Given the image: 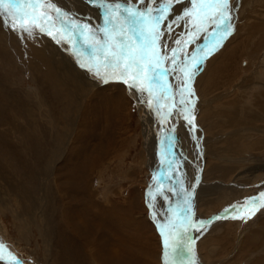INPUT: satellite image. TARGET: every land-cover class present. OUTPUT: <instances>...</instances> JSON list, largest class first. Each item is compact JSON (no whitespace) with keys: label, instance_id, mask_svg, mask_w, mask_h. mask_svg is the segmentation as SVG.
<instances>
[{"label":"rangeland","instance_id":"1","mask_svg":"<svg viewBox=\"0 0 264 264\" xmlns=\"http://www.w3.org/2000/svg\"><path fill=\"white\" fill-rule=\"evenodd\" d=\"M69 1L75 4L74 7ZM80 1L63 0L64 7L60 8L68 12L70 18H75L78 23H87L95 26L94 28L103 27L101 26L104 24L103 10L90 3L83 4L85 0ZM109 2L115 3L117 0ZM132 2L135 3L136 0ZM184 2L181 4L187 5V0ZM242 3L243 0H234L235 8H240ZM84 5H87V8ZM244 5L251 6L252 11L256 12L251 16V22L257 20L259 16L264 18V0H250ZM169 18L171 23L174 17ZM242 26L243 22L238 28ZM174 31L175 29L170 36L175 34ZM257 32L254 31L257 35L251 36L250 45L242 49L239 55L238 73L234 76L231 86L224 84L219 91L201 94L198 79L193 80L191 87L196 94L195 116L199 129L197 139L193 140L189 135L183 120L170 119L166 123L168 132L173 124L176 127L175 133H170V136L175 138V144L172 146L179 175H174L175 177L170 180L167 170L162 176L164 180L167 178L163 183L171 187L174 183L177 184V181L183 180L186 189L193 187L192 211L200 220L208 221L215 215L222 214L230 205L264 191V120L256 122L255 126L259 127L257 128L259 132L255 135L242 132L240 136L229 138L228 128L218 127L211 120L213 126L215 125L213 128L209 124L210 121L202 118L206 107L210 111L216 107L217 112L223 109L226 101L233 99L238 101L241 88L237 86V82L243 81L248 75L257 77L260 71L264 70V27H260ZM165 33L168 34L166 30ZM54 34L60 38L59 33L54 31ZM245 34L247 35V32ZM76 35L79 37L75 36V41H81L80 44L83 45L79 32ZM45 36L47 37L37 33L33 38L21 41L0 22V160H3L0 163L4 167L2 171L8 173V182L0 181V240L13 256L23 261V264H102L93 255L87 256L89 248L86 241L70 232H63L60 222L64 203H70L66 205L68 207L80 206L88 202V194L93 193L92 200L101 205L111 202L110 206L117 203L119 206L128 205L132 208L130 213L142 224L136 228V225L131 223L129 230L141 235L140 245L146 246L148 253L146 257H141V261H145L144 264H163L161 237L150 218L145 203L146 193L152 185V191L157 199L155 204H160L165 212L167 211L165 196L168 198L166 199L168 208L174 209L183 206L184 194L178 191L176 193L178 197L174 201L175 198L172 200L165 192L166 185L164 193L161 190L163 195L156 190L161 185L159 182L154 184L153 176L157 174L155 172H158L159 167L156 165L154 169L149 165V160L154 159V152L146 156L143 151L144 125L138 102L127 86L119 82L93 85L94 91L79 88L76 82L71 83L73 80L69 73L64 69L52 67L50 60L53 59L44 51L52 45ZM206 36L208 42H202L201 46H197V51L206 43L207 47L209 46L213 35ZM163 40L161 45L164 44ZM260 41L261 46L258 44ZM229 42L235 44L234 40ZM228 43H223V47L228 46ZM57 60L61 65L59 58ZM210 60L211 57L206 59ZM257 68L260 69V73L254 72ZM259 77L264 81L262 73ZM169 82L174 84L171 79ZM178 83L180 84L179 81ZM235 85L233 92L228 91L227 96L219 98V94L225 88ZM99 90H102L98 96L102 107L108 102L112 91L116 92L119 104H116V107H120V110L113 116L114 118L112 115L108 117L109 119L106 118L105 110L111 107V103L108 102L107 107L100 113L92 111L86 114L87 123L84 125L81 121L90 95L94 92L98 95ZM215 93L217 98L214 101L211 99L215 97ZM145 101L147 105V100ZM162 127L163 133L166 134L165 124L161 125ZM257 138L263 139L260 145ZM233 139H240L235 142V147L231 145ZM197 144L200 145L199 150ZM171 152L170 146V154ZM3 162L7 166H4ZM72 175H76L77 178L73 177L72 180ZM161 212L159 209V215L165 218L166 214ZM69 220L70 224L73 223L71 225L77 223L74 215H71ZM145 228L149 231L146 237L150 242L148 246L142 237L143 232H146ZM189 234L195 238L196 264H261L259 259L264 257V208L257 211L247 223L232 218L215 220L206 231L197 233L193 230ZM120 240L123 244L121 248L126 250L128 246L129 253H132L133 244L136 245L135 240L132 237L128 242L121 238ZM105 245L110 252H105L102 259L109 257L114 263L121 262L118 256L123 253L116 252L120 245L114 248L113 243L106 238ZM137 247L140 250L139 244ZM90 251L93 254L92 247ZM3 254L8 260L4 259L0 264H11L8 252Z\"/></svg>","mask_w":264,"mask_h":264},{"label":"snow or ice","instance_id":"2","mask_svg":"<svg viewBox=\"0 0 264 264\" xmlns=\"http://www.w3.org/2000/svg\"><path fill=\"white\" fill-rule=\"evenodd\" d=\"M88 2L103 10V27L94 28L87 23H78L53 0H0V22L21 41L39 33L52 37L58 44L61 40L73 44L79 32L84 48L73 55L80 68L102 84L119 82L126 85L141 102H144L146 93L147 106L159 117L161 125L170 119L179 118L184 121L192 139L196 140L199 131L195 116L196 94L191 84L207 55L219 50L234 32V0H187L189 6L182 10V14L175 15L172 23H167V20L174 15V5L184 3V0ZM182 21L190 26L185 34L188 38L176 39L174 43L177 47L170 48L166 43L161 45L165 30L170 34L173 24L180 26ZM209 29L210 34L216 37L211 52L202 50L204 56H198L195 52L181 56L193 38L200 33L209 34ZM54 31L59 33L60 38ZM82 56L84 59H81ZM165 64L170 66L165 67ZM172 73H176L175 79L180 81L179 85L173 86L169 82ZM161 131H164L163 127ZM175 131L173 124L169 132ZM174 144L175 138L170 135L160 141L161 165L166 166L170 180L174 175H179L177 162L169 158L170 145ZM199 147L197 144V150ZM153 181L159 182L156 175ZM179 183L184 194L183 206L169 209L166 219H157L154 203L156 195L152 185L145 198L150 218L161 237L163 264H196L195 238L189 234L191 231L202 233L213 221L227 218L247 223L257 211L264 208V191H259L255 196L230 205L222 214L208 221L200 220L192 211L194 188L186 189L183 180ZM167 191L174 192L172 188ZM6 251L11 256V264H23L0 240V261L5 259L3 253Z\"/></svg>","mask_w":264,"mask_h":264},{"label":"bare ground","instance_id":"3","mask_svg":"<svg viewBox=\"0 0 264 264\" xmlns=\"http://www.w3.org/2000/svg\"><path fill=\"white\" fill-rule=\"evenodd\" d=\"M77 1H80V0H77ZM243 1H244V3H242L243 5L240 8H237V9L234 8V10H233L234 32L232 33V35H230L228 37V39L226 41L223 42L224 44H226V43L229 42V40H234L235 44L232 45L233 43L231 42L232 43L231 44L229 42L227 44L228 46H226V47L222 46V47L219 48V50L215 51L214 54L207 55V57L203 61L201 70L196 74V76L193 79V80H197L198 79V83H199L198 89H199V92L201 94H207L208 92L210 93V92H214L216 90L219 91L220 90L219 88L222 87L224 84H227L229 86L232 85V82L234 81V76L236 75V73H238L237 64H238V61H239V55L243 51L242 49H245L247 46H249L250 43H251L250 39H252L251 36H253L256 33H258L257 31L260 29V27H264V18L263 17L259 16V17L256 18L257 20H254L253 22L250 21L251 16H253L256 12L252 11V7L251 6H249V5L245 6L244 5L245 3H248L250 0H243ZM62 2H63V0L62 1L56 0V2H54V3H56L58 7H62L63 8L64 7L63 6L64 3H62ZM64 2H65V0H64ZM80 3H81V1H80ZM85 3H87L89 5V2H87L86 0L83 2V4H85ZM69 4H71V6H73V7L75 5V4L71 3V2ZM69 4H67V5H69ZM238 5L239 4H237V6ZM84 6L86 7L87 5H84ZM187 6H189L188 3H187V5L178 4L177 7H174V15H173V17L175 18V15L182 14V10L185 7H187ZM88 8H89V6H88ZM256 15H255V17H256ZM169 20H170V18H168L167 23H169ZM241 22H243V26L239 29L238 26L241 25ZM101 26H104V24L101 25ZM189 27L190 26L187 25L183 21L180 23V26H177L176 24H173L172 30L175 29V31H174L175 34L170 36L169 33L168 34L165 33V38L163 40V43H166L169 47H172V46L173 47H177V45L174 43V41L176 39H182V40L183 39H187L188 37L185 34L187 33ZM252 29H254V31L256 33H254V31ZM210 32H211V29H209V35H210ZM246 32H247V35L245 34ZM250 33H251V35H250ZM204 34L205 33H200V34H198V36L196 38H193V42L188 44L187 48H185L183 50L181 55L183 56L184 53L192 54V53L195 52L198 56H204L205 52L202 51V50H207L208 52H211V50H212V48L214 46L215 40H216V37H214V36H213V39L211 40V42H210L208 47H207V43H206L202 47H200L201 48L200 51L196 50L197 46H201L202 42H206L207 41V36H206L207 34H205V35ZM36 36L38 37V35H36ZM76 37H79V36L76 35ZM45 38H47L49 43L52 45L51 47H49V48L44 50L47 53V55L51 56V59H53V60H50V63L52 65V67L53 68L57 67V68H60V69H64V71L66 73H69V76L73 80L71 83H75L76 82V85L79 86V88L80 87L87 88V90H91V91H94V90H92L93 85H97L98 86V85L102 84V83L98 82L85 69L80 68L79 65L77 64L76 57L73 55V53L74 52H78V51H83L84 44L81 45L80 44L81 41L76 40L75 43L69 44V43H66L64 40H61V43L58 44V43H55L56 41L53 40L52 38H50L48 35H47V37L45 36ZM258 44H259V46H261L262 45V41H260V43H258ZM208 57H211L210 61H206V59ZM57 58H59V60L61 62V65L58 64ZM81 59H84V57L82 56ZM168 66H169L168 64H165V67H168ZM260 69H262V67ZM260 69L257 68V70L254 71V72H258V73L261 72L264 75V70L259 72ZM260 74H258L257 77H251L250 75H248L243 81L237 82V86H239V88H241V94L239 95L240 99L238 101L236 99H233L231 101H226L225 104H224L225 106L223 105V109H221V110L219 109V111H217V112H215L216 109H217L216 107H214V109L212 111H210L205 106L206 109H204V110L202 109L203 110V113H202L203 117L202 118L204 120H206V121H210L209 124L213 128H214L215 125L218 126V127L222 126L223 129L224 128H228L229 131L227 133V136L229 138L230 137H234L236 135L240 136V134L242 132L245 133V134L252 133V135H255L256 132H259V130H257V128H259V127L255 126V125H257L256 122L260 121V120H264V81L262 79H260V77H259ZM169 79H171V81L174 82V84L171 83V84H173V86L179 85L178 81L175 79V73H172L171 75H169ZM233 88H236V85L234 87L225 88L224 91H226V92L222 91L219 94V98H221L222 96L223 97L227 96L228 95L227 92L228 91H232ZM102 90H99L98 95L95 92L90 95L91 96L90 99H89V103L90 104L89 103L87 104V107L84 110V117H83V119L81 121L84 125L87 123L86 114H88L89 112L91 113L92 111L100 113L101 110L104 107H107V103L108 102L111 103V107H109L108 109L105 110L106 111V116L105 117L108 118L111 115H112L111 117H113V116H116L118 114V112L120 110V107L119 108L116 107V104H118L117 93L112 91V93L110 94V97H108L109 99H107L108 102L104 101L105 103H104V105L102 107L100 105V100L98 98L99 93ZM131 93L133 94L134 98L138 102V106H139V110H140V116H141V119H142L143 125H144V129H143V132H144L143 151L146 153V156L149 155L150 153L154 152V155H153L154 159H150L149 160V165L152 166L151 168H153L154 166L156 167V165H158V167H159L158 172H155V174L157 173L156 176H158V180H159V183H160L162 189H161V187L158 186L156 190L158 191V193L159 192L161 193V190H163L162 193H164V190H165L164 189V187H165L164 185H166V191L165 192L172 198V200H173V198H175L174 201H176V198L178 197V194H176V193L178 191L179 192L181 191L180 183H179V181H177L175 179V181H177L178 185L176 183H174V185L171 186L172 189L174 190V192H168L167 191L171 187H167L168 184L163 183V181H166L167 178H166V180L162 179V176L165 175L164 173H166L167 169H166V166H162L161 165V160L158 157V156H160L159 155V151H160L159 147H160V141L162 139L161 137L164 138L165 136H169L170 132L167 131L166 123H165V127L164 128L166 129L167 133L165 134V133H163L161 131V123H160L159 117H157L155 113L152 114V111L146 105L145 99L147 100V94L145 93V95H144V102H141L140 98L137 97L135 92H131ZM212 94L213 93H211V95ZM102 96L104 97V95H102ZM206 96H209V95H206ZM197 97H199V96H197ZM232 97H233V95H232ZM216 98H217V93H215V97L213 99H211V100L215 101ZM98 116H99V114H98ZM199 118H201V115H200ZM211 120L214 121V123H215L214 126H213V123H212ZM121 121H119V122H121ZM110 123H112V122H110ZM121 123L123 124V122H121ZM122 124H121V127L123 128ZM16 127H17V125H16ZM105 129H107V128H105ZM108 132H110V131H108ZM123 133L124 132H122V135H123ZM7 134H8V132H7ZM77 138H76V140H77ZM262 138H263V136H262ZM240 139H242V138H240ZM240 139H238V140H240ZM122 140H123V138H122ZM238 140L233 139L231 145H233L235 147V142H237ZM262 141H263V139H261V140L258 139V144L260 145L262 143ZM170 146H171L172 152L169 155V158L174 160L173 146L172 145H170ZM76 147H75V149H76ZM100 151L103 152L102 149H100ZM73 152H76V151H73ZM90 155H92V154H90ZM87 156L89 157V155H87ZM86 163H88V162H86ZM5 165L7 166L6 163H4V166ZM155 167H154V169H155ZM3 168L4 167L0 163V181H2V182L7 181L8 182V176H7L8 173L6 171L3 172L2 171ZM9 175H11V174H9ZM14 175H16V174H14ZM75 176L72 175L71 179L73 177L75 178ZM163 178H165V177H163ZM14 179H12V180H14ZM17 180H18V178H17ZM154 184H155V182H154ZM64 185H66V183ZM70 189H72V188H70ZM20 191H21V189H20ZM91 194L93 195V193H89L88 194V202H86L85 204H82L80 206L76 205L74 207H71V206L68 207L66 205H69L70 203L69 204H65V203L63 204L64 206H63L62 215H60V222L62 223L61 226H62V229H63L62 231L63 232H70L72 235H75L77 237H82L84 239V241H86V245L89 248V253H88L89 255H87V254L86 255L87 256H91V257L93 255L94 258L98 259L102 264H144L145 261L142 262L141 261V257L142 256L146 257L148 255L147 248H146V246L144 247V246L140 245L141 235L137 234L135 231L129 230V225L131 223L133 225H136V228H137L138 225L142 224L140 222V220H137L136 218H134V216L130 213L132 208L130 206H128V205H126V206H124V205L121 206L120 205L119 206L117 203L113 204L112 206H110L111 202H107V203L101 205L100 203H97V201H93L92 200ZM174 194H175V196H174ZM179 199H181V198H179ZM156 201H157V199H156ZM164 201L166 203V210H167L166 212L164 211V209L162 208V206L160 204H158V205L155 204V211L157 213V219L158 220L162 219L161 216L159 215V209L164 214H167L168 210H169L167 200L164 199ZM180 201H179V203H180ZM154 203H155V201H154ZM173 205H175L174 202H173ZM180 205H182V204H180ZM56 206H58V205H56ZM60 206H61V204H60ZM81 206H83V208H80ZM60 210L61 209H59V210L57 209V211H60ZM71 215H74L77 218V223L75 225H71L73 223L70 224L69 218H70ZM80 218H83V220H81ZM166 218L167 217H165V219ZM146 232H148V233H146ZM146 232L145 231L143 232V236L142 237L145 239V241H147L146 245L148 246L150 242H149V240L146 237H148L147 234H149V231H146ZM102 235L104 237H102ZM129 236L132 237L135 240V242H136V245L133 244V252L132 253H129V248L130 247H128V246H127L126 250H123L121 248V245H123V244H122L120 238L123 241L128 242L130 240ZM105 238L113 243L114 248H116L117 245H120L119 248H116V252L120 253V254L123 253L122 255L118 256V258H119V260L121 262L114 263L113 260L111 258H109V257L105 258L104 260L102 259V258H104L105 252L109 251L107 245H105ZM138 241H139V243H138ZM138 244H139L140 250L137 247ZM91 247L93 248V254L90 251ZM247 247H248V245H247ZM253 250H255V247L253 248ZM111 253H113V251H111ZM138 254L140 255V257H139ZM64 257H66V256H64ZM5 260H8V258L5 257ZM259 262H261V264H263L264 263V257H261V259H259Z\"/></svg>","mask_w":264,"mask_h":264},{"label":"crops","instance_id":"4","mask_svg":"<svg viewBox=\"0 0 264 264\" xmlns=\"http://www.w3.org/2000/svg\"><path fill=\"white\" fill-rule=\"evenodd\" d=\"M145 230L148 231L147 228H145Z\"/></svg>","mask_w":264,"mask_h":264}]
</instances>
